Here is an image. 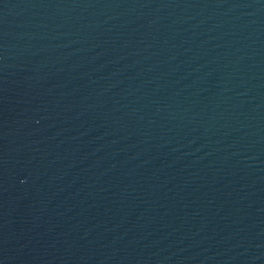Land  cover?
<instances>
[{
  "label": "water",
  "instance_id": "obj_1",
  "mask_svg": "<svg viewBox=\"0 0 264 264\" xmlns=\"http://www.w3.org/2000/svg\"><path fill=\"white\" fill-rule=\"evenodd\" d=\"M0 264H264V0H0Z\"/></svg>",
  "mask_w": 264,
  "mask_h": 264
}]
</instances>
